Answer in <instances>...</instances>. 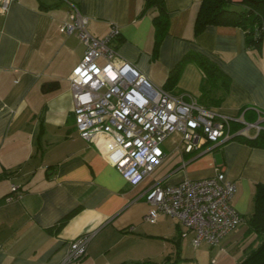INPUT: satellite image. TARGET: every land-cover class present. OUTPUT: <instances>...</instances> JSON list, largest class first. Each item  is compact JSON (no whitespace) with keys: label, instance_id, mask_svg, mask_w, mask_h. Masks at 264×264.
Returning a JSON list of instances; mask_svg holds the SVG:
<instances>
[{"label":"crops","instance_id":"1","mask_svg":"<svg viewBox=\"0 0 264 264\" xmlns=\"http://www.w3.org/2000/svg\"><path fill=\"white\" fill-rule=\"evenodd\" d=\"M73 1L89 17L94 36L120 27L119 57L155 85L223 114L249 122L259 114L264 119V40L259 48L248 46L239 26L208 25L196 34L203 0H165L170 25L158 45L157 11L145 10V0ZM69 19L68 0H14L8 12H0V264H59L69 242L91 231L97 233L86 256L73 264L160 263L162 257L173 259L178 247V261L186 260L193 233L166 214L146 220L153 209L146 192L159 182L208 177L217 167L235 181L232 205L244 221L219 245H201L210 248V261H200L199 246L194 263L188 264L241 262L253 246L235 252L248 231L257 185L264 184V148L232 140L206 142L188 153L168 138L163 163L139 185H131L76 127L69 76L85 46L77 35L60 30ZM189 51L205 53L230 76V89L219 104L201 99L203 75L193 62L174 84L167 83L171 69ZM51 83L55 88H45ZM210 95L218 98L222 90L212 89Z\"/></svg>","mask_w":264,"mask_h":264},{"label":"built area","instance_id":"2","mask_svg":"<svg viewBox=\"0 0 264 264\" xmlns=\"http://www.w3.org/2000/svg\"><path fill=\"white\" fill-rule=\"evenodd\" d=\"M14 0H0L6 13ZM70 19L60 30L75 34L84 44L82 59L70 73L75 124L80 136L94 144L123 178L139 185L165 160V141L181 135L178 148L193 152L206 142L222 145L236 136H253L264 130L263 117L249 122L244 116L228 115L201 104L196 98L185 100L155 85L130 62L118 55L121 30L112 25L103 37L89 31V17L68 0ZM239 124V127H234ZM243 125V126H241ZM13 192L17 187L13 185ZM236 183L224 168L200 179L184 178L177 183H155L146 192L153 209L145 216L155 221L166 214L193 233L195 248L203 243L219 245L243 216L232 205ZM20 194L7 196V201ZM97 231L71 240L59 264L82 260ZM4 247L0 240V250Z\"/></svg>","mask_w":264,"mask_h":264},{"label":"trees","instance_id":"3","mask_svg":"<svg viewBox=\"0 0 264 264\" xmlns=\"http://www.w3.org/2000/svg\"><path fill=\"white\" fill-rule=\"evenodd\" d=\"M151 9L157 11L153 22L156 45H158L168 33L170 16L165 5V0H145V10ZM208 25L239 26L246 33L248 46L259 48L264 40V0H203L195 21V33H200ZM189 62L197 64L203 75L201 99L212 101L215 105L219 104L230 89L231 78L205 53L198 51L185 53L171 69L167 83L174 84L184 66ZM55 86V83H51L46 84L45 88H55ZM212 89L222 90V95L218 98L211 97L210 92ZM234 127H239V124H236ZM232 140H240L251 146L264 148V130L250 137L236 136ZM254 203V211L247 218V234L251 232L256 233L260 242L257 246L252 247L247 252L245 258L238 264H264V184L260 183L257 185ZM76 210L74 209L61 218L57 226H62ZM179 254L178 247L177 260ZM121 264L160 263L146 260L132 263L123 262Z\"/></svg>","mask_w":264,"mask_h":264},{"label":"rangeland","instance_id":"4","mask_svg":"<svg viewBox=\"0 0 264 264\" xmlns=\"http://www.w3.org/2000/svg\"><path fill=\"white\" fill-rule=\"evenodd\" d=\"M241 126H243V125H241ZM169 138H170L169 141H172L173 143H174V141L177 142V143H179L180 140H181V135L179 133H174ZM181 225H183V224H181ZM183 227H184V225H183ZM188 241H190V239H188ZM259 242H260V240H259V238H257L256 233H254V232L248 233L242 239L241 244L239 245V247L237 248V250H235V252L236 251H239V250L241 252H244L247 248H250L252 245H253L252 247L257 246L259 244ZM195 249L196 248L193 247L192 242L190 241L189 247L187 248V257H188V259L183 260V261L181 260L182 262L181 261H178L177 260V253H176V255L174 256V258L171 259V260H169L167 256L166 257H162L163 259H162V261H160V263L161 262H165V261L168 262L169 264H171V263H174V264H188V262L194 263V260L192 258H194ZM209 250H210L209 247L208 248H205V246H201L200 247V261H202L205 258H207V260L210 261V254H209L210 251ZM196 251L199 254V249L196 250ZM205 251H208V252H205Z\"/></svg>","mask_w":264,"mask_h":264}]
</instances>
